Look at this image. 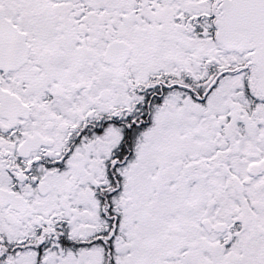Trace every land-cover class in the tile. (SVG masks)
Wrapping results in <instances>:
<instances>
[{
  "label": "snow or ice",
  "instance_id": "6c2138e0",
  "mask_svg": "<svg viewBox=\"0 0 264 264\" xmlns=\"http://www.w3.org/2000/svg\"><path fill=\"white\" fill-rule=\"evenodd\" d=\"M0 264H264V0H0Z\"/></svg>",
  "mask_w": 264,
  "mask_h": 264
}]
</instances>
